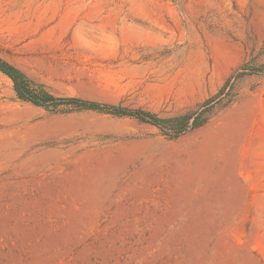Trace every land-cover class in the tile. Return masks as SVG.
Here are the masks:
<instances>
[{
  "label": "rangeland",
  "instance_id": "obj_1",
  "mask_svg": "<svg viewBox=\"0 0 264 264\" xmlns=\"http://www.w3.org/2000/svg\"><path fill=\"white\" fill-rule=\"evenodd\" d=\"M0 56L57 97L208 109L174 139L0 72V264H264V0H0Z\"/></svg>",
  "mask_w": 264,
  "mask_h": 264
},
{
  "label": "trees",
  "instance_id": "obj_2",
  "mask_svg": "<svg viewBox=\"0 0 264 264\" xmlns=\"http://www.w3.org/2000/svg\"><path fill=\"white\" fill-rule=\"evenodd\" d=\"M0 72H2L12 81L17 97L23 101L30 102L39 107L53 108L55 110L62 106L65 107L64 111L91 110L101 113H111L115 115L134 117L159 128L164 135L174 139L200 128L207 121L206 113H208V109L199 110L197 112L176 118L162 119L155 114L143 110L123 111L122 109L115 106L100 104L80 98L57 97L36 85L33 81L28 79V77L21 70L10 64L1 56ZM230 82L231 78L226 82L225 86L218 94V97L230 84Z\"/></svg>",
  "mask_w": 264,
  "mask_h": 264
}]
</instances>
